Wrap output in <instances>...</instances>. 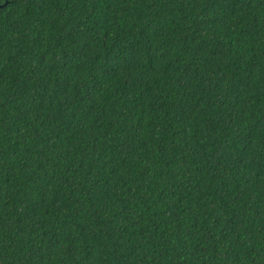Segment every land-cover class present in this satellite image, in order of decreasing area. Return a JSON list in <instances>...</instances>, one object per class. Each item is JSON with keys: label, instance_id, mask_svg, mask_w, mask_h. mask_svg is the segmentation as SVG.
Masks as SVG:
<instances>
[{"label": "trees", "instance_id": "16d2710c", "mask_svg": "<svg viewBox=\"0 0 264 264\" xmlns=\"http://www.w3.org/2000/svg\"><path fill=\"white\" fill-rule=\"evenodd\" d=\"M0 264H264V0H0Z\"/></svg>", "mask_w": 264, "mask_h": 264}]
</instances>
